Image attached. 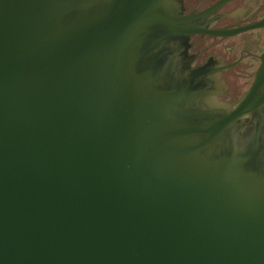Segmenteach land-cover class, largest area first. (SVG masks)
Listing matches in <instances>:
<instances>
[{"label":"water","instance_id":"1","mask_svg":"<svg viewBox=\"0 0 264 264\" xmlns=\"http://www.w3.org/2000/svg\"><path fill=\"white\" fill-rule=\"evenodd\" d=\"M0 264H264V0H0Z\"/></svg>","mask_w":264,"mask_h":264}]
</instances>
